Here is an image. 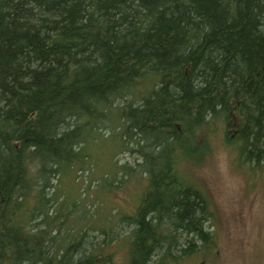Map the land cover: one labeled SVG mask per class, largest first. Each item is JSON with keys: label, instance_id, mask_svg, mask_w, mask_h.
<instances>
[{"label": "trees", "instance_id": "1", "mask_svg": "<svg viewBox=\"0 0 264 264\" xmlns=\"http://www.w3.org/2000/svg\"><path fill=\"white\" fill-rule=\"evenodd\" d=\"M214 126L264 167V0H0V264H114L86 224L60 235L70 199L51 183L95 162L99 140L140 158L112 180L147 181L120 220L127 264L206 255L210 200L178 156Z\"/></svg>", "mask_w": 264, "mask_h": 264}, {"label": "rangeland", "instance_id": "2", "mask_svg": "<svg viewBox=\"0 0 264 264\" xmlns=\"http://www.w3.org/2000/svg\"><path fill=\"white\" fill-rule=\"evenodd\" d=\"M100 136L112 141L111 130H101ZM227 136L216 126L206 128L199 135L205 143L197 153L178 156V166L186 179L210 200L211 229L216 236L211 251L204 256L194 255L185 264H264V167L244 162ZM111 143L109 147L106 140H99L96 147L89 148L95 162L86 169L75 167L72 175L61 181L52 179L51 183L59 190V203L70 199L58 205L64 221L58 230L60 235L73 233L71 226L86 224L79 234L89 230L112 253L114 264H127L129 225H121L120 220L122 213L135 212L147 181L145 175L135 172L129 177L122 170L112 180L108 171L117 165H127L128 170L136 168L140 158L130 152L116 153L113 145L118 142ZM106 178L113 184H107ZM54 191L49 189L50 193Z\"/></svg>", "mask_w": 264, "mask_h": 264}]
</instances>
